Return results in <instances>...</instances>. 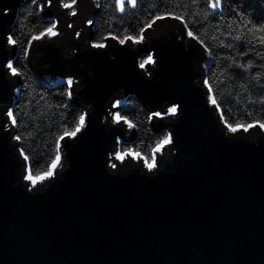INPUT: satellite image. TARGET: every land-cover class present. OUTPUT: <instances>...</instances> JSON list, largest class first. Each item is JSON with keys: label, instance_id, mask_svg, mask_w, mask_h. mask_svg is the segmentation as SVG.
I'll return each mask as SVG.
<instances>
[{"label": "water", "instance_id": "water-1", "mask_svg": "<svg viewBox=\"0 0 264 264\" xmlns=\"http://www.w3.org/2000/svg\"><path fill=\"white\" fill-rule=\"evenodd\" d=\"M22 1L0 0L9 10L0 11V65L14 57L7 37ZM44 2L36 0L59 34L33 41L27 63L40 81H77L71 103L88 113V126L61 141L55 178L29 192L6 124L21 78L0 68V264H264V129L225 126L203 84L210 58L201 44L166 17L141 44L108 38L93 48L88 20L99 0L72 9ZM150 52L155 63L140 69ZM128 95L150 113L153 132L173 138L153 156L151 173L144 159L113 155L136 136L113 117L127 107L114 99ZM174 104L178 114L163 115Z\"/></svg>", "mask_w": 264, "mask_h": 264}, {"label": "trees", "instance_id": "trees-1", "mask_svg": "<svg viewBox=\"0 0 264 264\" xmlns=\"http://www.w3.org/2000/svg\"><path fill=\"white\" fill-rule=\"evenodd\" d=\"M64 2L70 3V0ZM223 3L224 16L207 19L204 15L206 0H137L136 8L126 4L123 13L116 10L115 0H99V13L90 19L93 21L91 43H105L102 38L109 32L121 38L125 35L138 36L139 29L153 16L165 12L184 16L194 35L198 37V40H195L198 43L200 40L205 41L212 49V58L204 72L211 83L215 99L224 109V120L232 126L246 125L256 120L264 122V107L259 104L260 98L264 96V87L260 85V81L264 80V59L261 58L264 57V48L246 42L226 40V34L230 30L229 24H232L234 29L233 35L240 33L238 25L232 23L233 19H236V11L242 9L246 12L245 20L254 17L256 21H264V0H234L231 4L229 0H223ZM51 22L50 19L42 17L40 7L36 3L23 0L10 27V33L17 42L13 57L15 66L22 73L17 97L12 104L17 109L16 115L20 121L19 128L14 129L15 135L22 137L19 147L22 146L29 155L33 164V175H42L48 171L57 153L58 136L65 127L72 130L78 117L85 113L81 107L74 105L71 109L64 108L63 105L67 102L64 96L65 80H38L24 59L28 39L49 27ZM221 40L236 46L232 49L221 47ZM241 53L247 55L242 56ZM257 53H260L261 57H258ZM249 60L253 61V67L247 72L235 66L228 68L229 65L247 64ZM257 73L260 75L253 80L252 77ZM249 100L255 103L250 104ZM125 103L127 107L120 115L135 125L136 136L131 142L121 143L120 150L123 153H141L142 157H146L150 162L152 150L167 133H155L151 130V115L134 95H128Z\"/></svg>", "mask_w": 264, "mask_h": 264}, {"label": "snow or ice", "instance_id": "snow-or-ice-1", "mask_svg": "<svg viewBox=\"0 0 264 264\" xmlns=\"http://www.w3.org/2000/svg\"><path fill=\"white\" fill-rule=\"evenodd\" d=\"M47 2H48L49 6L52 5V0H47ZM76 2H77V0H70V3H65L64 0H60V6L65 8V9H72L73 5L76 4ZM233 2H234V0H229L230 4ZM31 3L35 4L36 0H31ZM126 4L130 5L132 8H136L137 0H115V8L120 13L124 12ZM40 10H41V12H43V10H44L43 6H41ZM0 11H3L4 15H7V12L9 10L4 9V10H0ZM224 11H225V6L223 3V0H206V11H205L204 15L207 19L216 18L218 15H219V17L222 18L224 16ZM72 14L75 15V12L73 11ZM245 15H247V13L244 12L242 9L235 12L236 19H233L232 23L238 25V27L240 28V33L233 35L232 32L234 31V29H232V24H229L228 28L230 30L226 34V40H232V41H235L238 43H245L246 42L249 45L259 46L261 48H264V21H256L254 17H250L249 19L245 20L244 19ZM166 17H172L175 20H180L181 23L184 24V27L186 29H188L187 35L189 37H192L193 39L198 40V37H196L194 35L193 29L189 27V25L186 21V18L184 16L175 15V13H172V12H165L162 15L153 16L152 19L147 24H145L143 27H141L139 29L140 34L138 36L125 35L121 38L120 36L109 32L102 39L107 40L110 37L112 40L117 41L118 44L121 46L126 45L129 41H131L134 44H141L144 41L146 29L151 28L155 24L156 20L164 19ZM57 24H58L57 21H52L50 23L49 27L43 29L42 31H39L38 34L32 35L28 39V41H27L28 47L25 48V50H24V59L25 60L28 59L29 50L32 47L33 41H41V40H44L45 38H52V37H55L59 34ZM88 24H90V25L93 24V21L89 20ZM69 27H71V25H69ZM245 29H246V32H245ZM76 35L79 36L80 33L77 32ZM7 42L10 46H13V47H15L16 43H17L11 33H9V35L7 37ZM199 43L204 48V52L208 55V57L212 58L213 53H212L211 47L208 44H206L205 41L200 40ZM220 46L226 47L228 49H232L236 45L233 43H226L225 40H221ZM92 47L93 48H104V47H106V44L93 42ZM241 55L246 56L247 53H241ZM257 56L261 57V54L257 53ZM261 58L264 59V57H261ZM15 63H16V61L14 58L9 59L6 64L0 65V68H6L12 77L19 78V77H21L22 73H21L20 69H18L15 66ZM148 63H155V60L150 55L147 56L144 60H142L138 66L140 69H144L146 64H148ZM233 66L241 68L242 70L247 72V71L252 69L253 61L249 60V62L247 64L229 65L228 68L231 69ZM0 75H2V73H0ZM259 75L260 74L257 73L255 76L252 77V79L253 80L257 79V77ZM64 83L66 85V88L64 89V96L66 97L67 102L63 106L65 109H71L72 104L70 102L72 101V98H73V85L75 83H77V81H75L73 79V77L68 76L65 79ZM203 84H204L205 88L207 89L208 95L210 97L211 105L215 108L216 111H218L220 113L221 120L224 121L225 126L229 129L230 132L235 133L240 128H243V130L245 132H247L250 128H252L256 125H259V127L261 129H264V122H262L260 120L252 121L251 123L246 124V125L232 126V125L228 124L227 121L224 120V109L220 106V103L215 99V93L213 92L211 83H210L207 76L204 77ZM260 85L262 87H264V80L260 81ZM120 103H121L120 100H116L113 107H118L120 105ZM249 103L251 104V103H255V102L252 100H249ZM259 104L261 107H264V96H262L260 98ZM179 108H180V105L174 104L172 107H170L168 109V111L166 113H163V115H169V114L177 115ZM16 112H17V109L15 106L9 107L6 111V116L8 119V124L11 125V128H17L18 129L20 126V121L18 120ZM3 115H5V113L0 111V118H2ZM161 115L162 114L158 113V112L152 113V117H160ZM87 118H88V113H82L78 117L77 122L75 124V127L72 128V130H68V128L65 127V130L58 136V138L56 140L57 153H56L55 159H53L51 161V166L48 168V171L44 172L42 175H33L32 174L33 164L30 160V157L28 154H26V152L22 146L19 147L20 156L25 161L24 180L27 181L28 183H30L32 186L31 188L28 189L29 192H32L36 188V185L38 182H43L46 179L52 180L55 178V175H56L55 170L58 167V162L62 158L59 149L61 147L65 146V145L61 144V141H64L65 138H68L69 140L77 139L78 136L80 134H82V132L88 126ZM150 119H151V117H150ZM114 120L116 123H120L121 121H123L125 124L128 125V127L130 129L135 127L134 124L127 121L122 115H119V114L114 115ZM11 128H9L7 125H2L3 131L10 132ZM12 139L17 141V142L22 141V137L19 134L12 136ZM119 140H120V138L117 137L118 142H119ZM172 142H173L172 136L171 135H165L163 137V139L160 140L157 143L156 147L152 150L153 156H155L156 152L162 151V145H168V144H171ZM113 155L115 156V158L117 160H120L121 162H123L126 159V157L124 155H122L120 152H114ZM129 155H131L134 159H137V160L144 159L145 166L150 173L154 169H156V167H157V165L155 163H148L147 158L142 157L141 153L130 152ZM111 167L113 169H115L117 167V165L115 163H112Z\"/></svg>", "mask_w": 264, "mask_h": 264}, {"label": "rangeland", "instance_id": "rangeland-1", "mask_svg": "<svg viewBox=\"0 0 264 264\" xmlns=\"http://www.w3.org/2000/svg\"><path fill=\"white\" fill-rule=\"evenodd\" d=\"M87 23V22H86ZM85 23V24H86ZM149 55H151V52L150 53H148V54H144L143 55V57H144V59L147 57V56H149ZM144 59H139L138 60V65H139V63L142 61V60H144ZM7 72H8V70H7ZM116 100H120L121 102H125V98L123 97V98H118V99H114V101H113V105H114V103H115V101ZM171 106H173V105H171ZM116 114H118V113H113V115H116ZM6 124H8V120H7V122H6ZM8 127H9V125H7ZM167 133V135H170L168 132H166ZM117 152H120L122 155H124V156H126L125 155V153H123V152H121V150H120V142L117 144ZM148 162V161H147ZM153 162V154H152V159H151V161L150 162H148V163H152Z\"/></svg>", "mask_w": 264, "mask_h": 264}, {"label": "crops", "instance_id": "crops-1", "mask_svg": "<svg viewBox=\"0 0 264 264\" xmlns=\"http://www.w3.org/2000/svg\"><path fill=\"white\" fill-rule=\"evenodd\" d=\"M40 4H41V3H40ZM44 4H45V6H47V5H48V2H47V0H45ZM41 6H42V5H40V8H41Z\"/></svg>", "mask_w": 264, "mask_h": 264}, {"label": "bare ground", "instance_id": "bare-ground-1", "mask_svg": "<svg viewBox=\"0 0 264 264\" xmlns=\"http://www.w3.org/2000/svg\"><path fill=\"white\" fill-rule=\"evenodd\" d=\"M113 117H114V115H113Z\"/></svg>", "mask_w": 264, "mask_h": 264}]
</instances>
